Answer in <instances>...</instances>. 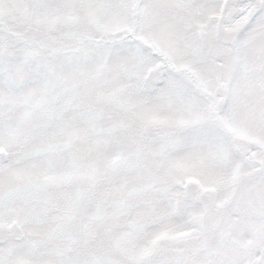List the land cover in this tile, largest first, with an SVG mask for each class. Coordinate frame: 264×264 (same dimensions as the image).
<instances>
[{
  "label": "snow or ice",
  "instance_id": "obj_1",
  "mask_svg": "<svg viewBox=\"0 0 264 264\" xmlns=\"http://www.w3.org/2000/svg\"><path fill=\"white\" fill-rule=\"evenodd\" d=\"M0 264H264V0H0Z\"/></svg>",
  "mask_w": 264,
  "mask_h": 264
}]
</instances>
